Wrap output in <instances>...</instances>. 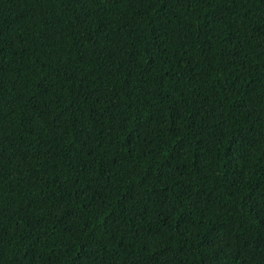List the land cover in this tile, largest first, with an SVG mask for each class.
Masks as SVG:
<instances>
[{
	"label": "trees",
	"instance_id": "16d2710c",
	"mask_svg": "<svg viewBox=\"0 0 264 264\" xmlns=\"http://www.w3.org/2000/svg\"><path fill=\"white\" fill-rule=\"evenodd\" d=\"M0 264H264V0H0Z\"/></svg>",
	"mask_w": 264,
	"mask_h": 264
}]
</instances>
